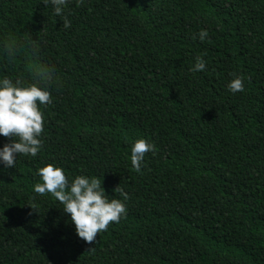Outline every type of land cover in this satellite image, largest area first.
I'll list each match as a JSON object with an SVG mask.
<instances>
[{
    "label": "trees",
    "instance_id": "obj_1",
    "mask_svg": "<svg viewBox=\"0 0 264 264\" xmlns=\"http://www.w3.org/2000/svg\"><path fill=\"white\" fill-rule=\"evenodd\" d=\"M66 13L69 28L43 0H0V43L40 48L0 55V76L37 63L55 76L40 151L0 164V264H264V0H69ZM197 55L206 71L190 70ZM141 137L155 148L137 172ZM48 163L112 198L120 185L127 215L86 243L33 190Z\"/></svg>",
    "mask_w": 264,
    "mask_h": 264
},
{
    "label": "clouds",
    "instance_id": "obj_2",
    "mask_svg": "<svg viewBox=\"0 0 264 264\" xmlns=\"http://www.w3.org/2000/svg\"><path fill=\"white\" fill-rule=\"evenodd\" d=\"M43 3L51 5L54 14L63 21L64 28L71 26L66 13L69 0H43ZM207 35V29H201L193 38L203 41ZM28 52L38 60L39 45L11 37L0 43V55L7 61H14L22 55L26 57ZM190 70L206 71L205 60L197 55ZM243 79L242 76H234L227 88L233 93L243 91ZM54 83L53 69L39 63L29 69L27 77L22 73H18L15 79L9 75L0 76V136L11 138L9 143L0 147V164L5 168L16 167L20 155L35 157L40 151L44 130L41 107L52 102L51 86ZM154 148L155 145L143 137L132 143L130 160L135 171H141L146 153L154 151ZM36 174L41 182L34 184V192L51 194L62 205L63 213L69 215L77 236L86 243L93 242L98 232L102 233L110 223H118L127 215L129 194L120 185L113 191L118 192L122 199L112 198L97 176L80 174L71 177L55 163L39 167Z\"/></svg>",
    "mask_w": 264,
    "mask_h": 264
}]
</instances>
